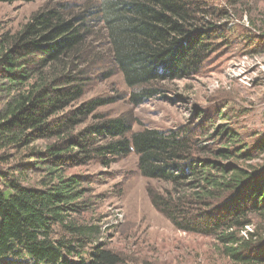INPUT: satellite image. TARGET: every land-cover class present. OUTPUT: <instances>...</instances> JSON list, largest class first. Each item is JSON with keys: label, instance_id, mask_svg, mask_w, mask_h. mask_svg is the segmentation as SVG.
Listing matches in <instances>:
<instances>
[{"label": "trees", "instance_id": "trees-1", "mask_svg": "<svg viewBox=\"0 0 264 264\" xmlns=\"http://www.w3.org/2000/svg\"><path fill=\"white\" fill-rule=\"evenodd\" d=\"M211 2H58L0 35V264H122L95 244L96 227L78 222L89 177L67 171L131 154L141 177L168 185L147 194L176 230L211 238L230 264H264V134L248 142L211 119L133 131L97 113L111 99L78 103L104 60L88 43L99 26L134 107L159 97L162 83L198 74L223 26Z\"/></svg>", "mask_w": 264, "mask_h": 264}, {"label": "rangeland", "instance_id": "rangeland-1", "mask_svg": "<svg viewBox=\"0 0 264 264\" xmlns=\"http://www.w3.org/2000/svg\"><path fill=\"white\" fill-rule=\"evenodd\" d=\"M211 1L221 11L223 18L217 21L223 26L215 50L198 74L162 83L159 97L134 107L122 76L106 60V36L99 26L88 43L104 60L95 66L78 103L95 97L111 99L114 102L97 113L124 118L133 131L168 130L211 119L215 125H229L248 142H253L252 134H264V0ZM58 2L83 8L95 6L98 0L0 3V35L17 32L34 12ZM108 72L110 77L104 80ZM216 114L229 120H219ZM136 164L131 154L107 168L91 163L67 171L89 177L90 208L77 220L97 228L95 244L119 255L122 264H230L211 238L176 230L153 208L147 190L162 191L168 185L141 177Z\"/></svg>", "mask_w": 264, "mask_h": 264}]
</instances>
